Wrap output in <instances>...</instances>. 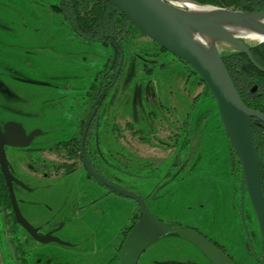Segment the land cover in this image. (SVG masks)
Here are the masks:
<instances>
[{"label":"rangeland","instance_id":"1","mask_svg":"<svg viewBox=\"0 0 264 264\" xmlns=\"http://www.w3.org/2000/svg\"><path fill=\"white\" fill-rule=\"evenodd\" d=\"M57 2L58 0H0V74L5 76V83L22 98L23 101L15 106L29 112L30 126L51 130L53 135L62 134L65 137L69 128L67 118L69 104L61 98L62 92L60 93L59 89L56 92L42 83L50 82L63 89L60 85L72 84L73 81L70 78H62V75L84 69L86 88L93 76L102 78L110 69L115 48L113 45L100 42L86 41L79 46L66 42L64 38L67 35L59 28V22L64 19L60 14L53 12L51 7ZM243 40L247 44L258 42L255 39ZM121 49L122 67L126 66L132 56L138 55L147 59L149 57L146 54L147 50L156 55L154 63L147 62L145 65L150 71L143 70L141 61L135 57L136 61L133 62L136 65L129 87L139 85L138 99L143 101L145 110H151L155 119L162 117L161 122L154 119L152 123L143 124L145 128L150 124L154 131H151L152 133L148 129L142 131L148 140L152 139L153 146L141 143L136 139L142 125L138 124L139 128L133 127L138 129L136 134L128 131V125L123 122L126 115V108L123 107L127 103L124 97L119 98L121 93H117L118 98L114 103L120 119L115 126L117 151L121 150L124 154L125 148L131 147L137 159L144 160L149 157L152 162H156L154 168L134 164L130 178L117 172V176L122 178L121 185L128 186L130 192L144 198L149 212L162 222L193 227L220 245L236 264L264 263L251 256L245 245L247 239L239 215L240 176L238 182L237 165L230 151L229 139L219 120L215 100L206 91L205 84L187 64L172 54L159 50L141 35L122 43ZM218 49L220 52L232 50L223 44H219ZM14 75H19L20 79L15 80L12 77ZM146 87L150 89L148 93ZM175 94L182 100V108L177 112L180 121H185L186 112L190 116L189 121H185V126L180 123V138L182 141L185 139L186 134L183 131H191L190 141L187 139L180 150L182 167L185 165L181 168V173L175 180L163 186L159 182L167 172L171 156L165 161L161 160L170 154L172 145H169L171 139L163 142L161 139L167 140L170 129L166 121L169 118L166 116L174 115L168 102ZM193 98L194 105L189 110L185 109L187 101ZM21 116H17V119H22ZM157 135L161 139H158ZM157 141L159 144H166L165 150L155 146ZM168 148H171L170 151ZM7 156L13 165L14 151L8 150ZM184 160L188 162L184 164ZM65 185L61 179H44L41 182L42 189L35 196V199L47 204V206L38 204L34 207L48 217L50 225L62 222L63 218L67 219L66 213L63 212L65 209L58 210L63 205L61 201L64 198ZM5 204L6 202L0 199V264H18L17 240L22 242L26 235L21 231L16 234ZM248 204L249 202L245 203L244 199L245 224L254 255L256 258H262L264 252L257 223ZM137 208L132 198L112 194L100 201L98 220L84 217L90 226L89 229L83 227V230L74 223L68 226L65 223L56 231L55 236L68 242L70 246L57 242L37 243L28 238L21 246L27 250L29 257V248L40 245L53 256L63 257L61 261L54 257L53 264H117V252L109 248H116L119 245L122 231L129 225L133 213L138 211ZM80 234L82 235L79 236ZM93 234L98 236L96 244L99 247L96 246L98 251L96 255L101 254L99 261H96L95 255L88 248V256L75 255L77 251H83L81 247L93 244ZM84 237L88 239L82 242ZM107 250L109 254L106 256ZM110 250L113 254L108 260ZM36 251H39V248L38 250L36 248ZM138 264H210V262L187 241L176 235H166L145 249L139 257Z\"/></svg>","mask_w":264,"mask_h":264},{"label":"flooded vegetation","instance_id":"2","mask_svg":"<svg viewBox=\"0 0 264 264\" xmlns=\"http://www.w3.org/2000/svg\"><path fill=\"white\" fill-rule=\"evenodd\" d=\"M58 2H62V0H58ZM51 7L53 12H55L56 14H60L61 16L62 11L66 9V6L60 5L61 9L59 10L57 8V4H52ZM59 28L63 30V32L67 35L64 40L66 42L69 41L70 43L76 44L77 46L83 44L86 41L102 43V40L95 39V36L92 39L86 38L83 32L78 30V27L75 25V23H72L65 19L64 21L59 22ZM142 36L145 37L144 35ZM104 39L108 41V45H113L115 50L117 49L116 43L118 42L115 39H108V37L106 36L104 37ZM256 43L257 42L246 44L249 47L255 45ZM146 52H148L146 54L149 56L147 57V59L138 55L132 56V59H130L124 67H122L123 65H121L120 63L122 54L119 60L114 54L111 67L110 69H108L107 73H104L102 78L93 76L86 88L84 69H77L74 73L70 74L66 72L65 75H62V78H70L73 81L72 84L65 83L63 85H60L63 89H60V87H58L57 85H52L50 82L42 83L46 84V86H48V89H50L49 87H51V89H54L56 92H58L59 89L60 93L62 92L61 98H64L69 104L67 109L69 128L67 129V134L65 137L62 136V134L53 135L51 130L48 131L44 130L41 127L30 126V117L28 116L29 112H25L21 108L15 106L16 104H18V102L23 101L22 98H20L5 83V76L3 74H0V121L2 123H5L7 121H16L21 124V126L24 128L25 133H29L35 129L40 130V133L36 135L27 146L4 147L6 158L12 168V174L18 181H20V183L13 182L12 185L17 207L22 216L34 228H36V232L38 234H45L47 232H50L55 235L56 231H58L65 223L67 224V226L68 224L71 225L72 223H74V225H80L83 230V227L89 229L90 226L86 223L87 221L84 217H89L94 221L98 220L97 218L99 215L98 210L100 201L106 199L112 194H117L88 172L85 166V161L87 162L88 166L96 174L101 176L106 182L118 185L127 190L128 186L126 185L127 187H124L121 185L122 178L117 176V172L124 174L127 178H130L132 175L134 164H139L141 166H150L154 168V164L156 162H152L149 157L144 158V160H140L139 158L137 159V157L132 153L133 150L131 147H126L124 150V154L121 150L117 151V139L115 137V126L117 124V120L120 119H118V109L117 106H114V103L118 98L117 93L119 92L121 93L119 98L121 99L122 97H124L125 103H127L125 107H123L126 108V115L124 116L125 121L123 122L124 124L128 125V131H130L131 134H136L138 129H134L133 127L137 128L138 124H141L142 126L139 129L140 132L137 134L139 136H135L137 137L136 140H139L141 143H144L147 146H153L151 144L152 139L150 138V140H148L147 137L142 133V131L145 132V129H148L150 132H154L150 124L149 126H146V128L143 126V124L146 125L148 122L152 123L154 121L155 117L153 116V112L151 110H145V108L143 107V101L138 99V94L140 93L139 85L129 87V82L134 75V68L136 65V63H134L133 61H136V58H138L141 61L143 70L145 69V71H150V69L145 68V65L147 64V62L154 63V61L156 60L155 54L150 53L148 50ZM233 52L234 49L229 51H222V53L228 56ZM12 77L15 80H18L16 78H19V75H14ZM245 88L246 87L239 85V89L242 92L243 96L254 100L255 102H253V104L256 106V82L248 86L246 89ZM149 91L150 89L146 87V93H148ZM160 106H162V104H160ZM118 108L119 110L121 109V107ZM160 108L162 110V107ZM171 108L174 112V115L171 114L169 117L166 116L167 118H169L166 121L168 122L167 126L170 129L167 134V140L161 139V137L157 135L159 137L158 139H161V142L169 141L171 139L169 145H172V151H170L171 148H168L170 154H168L166 158L161 160L165 161L171 156V160L167 166V172L161 182H159L162 183L163 186L167 185L171 180H175L181 173V168L185 166L183 165L182 167V162L180 161V150L182 146L185 145V141H187V139H189L190 141L189 136L191 132L183 131L186 136L183 141L181 140L180 123H183V125L185 126V121H189L190 116L187 112L185 121H180V116L177 114L179 110H176L174 106H171ZM248 108L256 110V107ZM144 112L146 114H144ZM17 116H21L22 119H17ZM161 119L162 117L160 116L159 118L157 117L155 121L161 122ZM256 120L258 119L253 117L250 118L252 137L255 147ZM131 139H133V136L131 137ZM128 143L129 142H127V146ZM165 145V143L159 144V141H157L155 146L160 147V150H165V148L167 147ZM10 149H12L15 153L13 165L11 164L7 156V151ZM230 151L232 154L231 145ZM187 162L188 160H184V164H186ZM44 179H61L66 184L64 198L61 201L63 205H61L60 209L58 210L60 211L61 208L65 209V211L63 212L66 213L65 217H67V219L63 218L61 220L62 222H59L55 225H50L48 217H45L43 213H40V211H38V209L34 207L38 204H44V206H47L45 202L35 199L38 191L42 189L41 182ZM0 182L3 184L1 190L2 196L0 199L3 200V194L6 193V199L8 200H6V204L11 218L10 220L15 227V232L17 234L19 233L18 231H21L26 235V239L22 240V242L19 241V236H17L18 245H15L17 248L16 252L18 254V264H53L54 257L56 259H60L61 261L63 257L56 255L53 256L50 251H45L43 245H40V247H30L28 250L30 252L29 257V253L24 249V247L21 246V244L28 241V239L33 242L37 241L34 240L28 234V232L15 220L14 214L11 209L7 186L3 180L1 171ZM129 225H127L126 227H129ZM126 227L122 231L123 233L125 232ZM93 236V244L91 246L87 245V247L82 245L83 247L81 248L83 249V251H85H77L75 255L78 254L79 256L84 254V257H86L89 254L88 249H91V253L96 257V261H99L101 259L100 253L99 255H96V253L98 252L96 248V246H98L96 244L98 236H95V234H93ZM124 236L125 235H122L119 245L116 248L109 249L116 250L117 252ZM87 239V237H84L81 241L85 242L87 241ZM36 248L37 250L39 248V251H36ZM111 250L110 255L107 258L108 260L111 259L113 254H111ZM107 254H109L108 250L106 251V256ZM210 264L212 263L210 262Z\"/></svg>","mask_w":264,"mask_h":264},{"label":"water","instance_id":"3","mask_svg":"<svg viewBox=\"0 0 264 264\" xmlns=\"http://www.w3.org/2000/svg\"><path fill=\"white\" fill-rule=\"evenodd\" d=\"M112 4L147 39L156 43L185 64L207 86L215 100L219 120L226 132L240 164L239 215L246 234L249 252L257 261L243 215L244 199L247 198L254 214L259 235L264 244V194L261 189L259 168L264 162L255 147L250 118L264 123V113L248 108L241 100L223 63L219 44L243 52L259 71L261 67L252 57L243 37L231 32L227 26H240L264 40V9L241 11L182 0L202 8L191 10L183 2L174 0H102ZM40 133H25L16 121H0V171L7 186L11 209L15 220L39 243L57 242L70 245L50 232L38 234L20 213L13 193V182L20 183L12 174L6 158L5 146L23 147ZM83 138V136H82ZM88 172L117 194L135 200L138 217L123 237L117 251V264H138L140 255L153 242L166 235H176L187 241L212 264H235L214 242L193 227L166 224L152 215L144 200L129 190L106 182L85 161Z\"/></svg>","mask_w":264,"mask_h":264},{"label":"trees","instance_id":"4","mask_svg":"<svg viewBox=\"0 0 264 264\" xmlns=\"http://www.w3.org/2000/svg\"><path fill=\"white\" fill-rule=\"evenodd\" d=\"M193 1L202 4H210L214 6L241 11H257L264 9V0ZM60 5L66 6V9L62 11L63 18L67 21L75 23V25L78 27V30L82 31L86 38L92 39L95 36V39L102 40V43L105 45H108V41L104 39L105 36L108 37V39H115L118 43H116L117 49L115 50L114 54L115 56H117L118 60L120 59L122 54V43H126L127 41H129L130 38L135 39L136 35H143L131 25V23L123 16V14H121L112 4L108 2H103L102 0H62V2L57 3V8L59 10L61 9ZM152 43L156 45L159 50L165 51L156 43ZM249 49L256 62L264 68V40L258 41L255 45L249 46ZM221 57L243 103L248 107H256V110L264 112V73L255 68L248 61L246 55L243 52L238 51L236 49H234V52L230 53L229 56L221 52ZM255 82L257 85L256 106L253 104V102L255 101L251 98L243 96L242 92L239 89V85H242L243 87L247 88ZM205 89L209 92L206 85ZM231 149L233 158H235V164L237 165V179L239 182L240 164L232 146ZM256 149L259 156L264 161V123L259 122L258 120H256ZM259 175L261 189L264 194V169L262 167L259 168ZM2 185L3 184L0 182V196H2ZM3 196V200L6 202V193L3 194ZM245 203H248L246 197ZM5 205L7 207V204ZM137 217L138 211L136 213H133L131 217V223L129 227H126V230L123 235L127 233L132 224L136 221ZM260 242L264 252V244L261 238ZM214 243L218 245L216 242ZM245 245L247 250L249 251L247 241H245ZM218 246L221 248L220 245ZM260 255L262 254L260 253ZM261 260L264 262V255L262 256Z\"/></svg>","mask_w":264,"mask_h":264},{"label":"bare ground","instance_id":"5","mask_svg":"<svg viewBox=\"0 0 264 264\" xmlns=\"http://www.w3.org/2000/svg\"><path fill=\"white\" fill-rule=\"evenodd\" d=\"M175 3H180L183 2L182 0H174ZM191 10H198L199 11H204L202 8L198 7L197 5L191 4V3H185ZM227 29L230 30L231 32H234L235 34H238L239 36L246 38V39H255V40H260V36L252 34L248 31H246L243 27L240 26H227Z\"/></svg>","mask_w":264,"mask_h":264},{"label":"crops","instance_id":"6","mask_svg":"<svg viewBox=\"0 0 264 264\" xmlns=\"http://www.w3.org/2000/svg\"><path fill=\"white\" fill-rule=\"evenodd\" d=\"M181 99L177 97V95H172V97L170 98L169 102H168V106H174L175 109L180 110L182 108V103H181ZM194 105V98L191 101H187V104L185 105V109L189 110V108H191ZM186 110V111H187ZM187 113V112H186ZM78 228H81L80 225H77ZM82 234H80L79 236H81Z\"/></svg>","mask_w":264,"mask_h":264}]
</instances>
